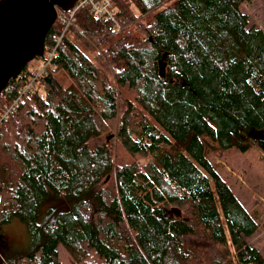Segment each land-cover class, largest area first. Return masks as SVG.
Returning a JSON list of instances; mask_svg holds the SVG:
<instances>
[{
    "label": "trees",
    "instance_id": "trees-1",
    "mask_svg": "<svg viewBox=\"0 0 264 264\" xmlns=\"http://www.w3.org/2000/svg\"><path fill=\"white\" fill-rule=\"evenodd\" d=\"M111 1L114 19L77 9L43 94L29 92L0 124V225L18 218L31 239L0 250V264H64L59 243L72 264H264L251 190L233 189L203 138L242 152L264 142L250 135L264 130V28L244 6L252 0ZM62 29L51 26L46 49ZM51 189L67 209L39 220Z\"/></svg>",
    "mask_w": 264,
    "mask_h": 264
},
{
    "label": "rangeland",
    "instance_id": "rangeland-1",
    "mask_svg": "<svg viewBox=\"0 0 264 264\" xmlns=\"http://www.w3.org/2000/svg\"><path fill=\"white\" fill-rule=\"evenodd\" d=\"M174 0H167L158 9L163 8ZM245 8L249 10L253 17L264 28V7L261 0H252L251 3H246ZM151 16L147 15L145 18ZM131 25L130 28H134ZM40 59L36 57L32 59L28 67L33 68L39 65ZM256 137L264 138V131H261ZM204 140L210 143L211 148L208 150V158L214 165L215 169L229 182L233 189L241 193L239 189H244V185L251 190L250 201L247 204V209L251 215L259 223V231L252 237V242L258 246L264 254V142H259L253 148L242 152L237 147L223 149L204 135ZM141 161L143 158L139 157ZM251 180V181H250ZM257 184V191L252 186ZM244 184V185H243ZM53 190H50L49 196L42 203L39 220L46 215L48 209H67V203L64 197H55ZM31 245L26 223L18 218H14L8 223L0 225V250L3 252L14 250H25ZM58 251L64 264H72L73 256L63 243H59Z\"/></svg>",
    "mask_w": 264,
    "mask_h": 264
},
{
    "label": "water",
    "instance_id": "water-1",
    "mask_svg": "<svg viewBox=\"0 0 264 264\" xmlns=\"http://www.w3.org/2000/svg\"><path fill=\"white\" fill-rule=\"evenodd\" d=\"M77 1L0 0V95L32 59L44 57L46 35L59 11L72 10ZM166 56L159 59L161 76L166 74Z\"/></svg>",
    "mask_w": 264,
    "mask_h": 264
},
{
    "label": "built area",
    "instance_id": "built-area-1",
    "mask_svg": "<svg viewBox=\"0 0 264 264\" xmlns=\"http://www.w3.org/2000/svg\"><path fill=\"white\" fill-rule=\"evenodd\" d=\"M84 5H90L95 16L99 19H114L115 9L111 0H78L72 10L68 12H61L59 14V22L63 25L61 34L59 35L55 45L45 50L44 57L40 59L39 65L31 69L32 73L30 74L28 82L22 86L18 95H16L8 103L0 104V124H2L4 120L17 110L20 103H23L26 100V95L29 92H34L40 95L43 94L42 86L44 77L47 74V68L54 56L57 54L58 45L66 29L69 27L75 12L79 7Z\"/></svg>",
    "mask_w": 264,
    "mask_h": 264
}]
</instances>
